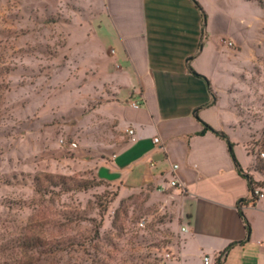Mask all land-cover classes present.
<instances>
[{"label":"rangeland","instance_id":"374dc122","mask_svg":"<svg viewBox=\"0 0 264 264\" xmlns=\"http://www.w3.org/2000/svg\"><path fill=\"white\" fill-rule=\"evenodd\" d=\"M262 1L206 0L212 48L225 52L220 82L238 90L254 167L263 165ZM73 10L59 0H0V264H164L181 249L186 220L169 194L122 191L97 177L96 162L118 140L113 123L93 112L110 93H97L106 75L66 66ZM44 175L56 178L39 193L35 178ZM258 177L264 188V170ZM34 238L44 246L24 247Z\"/></svg>","mask_w":264,"mask_h":264},{"label":"crops","instance_id":"0c3cea01","mask_svg":"<svg viewBox=\"0 0 264 264\" xmlns=\"http://www.w3.org/2000/svg\"><path fill=\"white\" fill-rule=\"evenodd\" d=\"M67 2L77 10L64 27L66 66L106 75L97 93L110 90L93 112L113 123L118 142L96 162L97 177L122 191L151 190L178 202L187 232L164 264H204V257L216 264L232 244L222 264H264V199L251 202L227 142L212 131L202 134L205 124L225 133L244 173L260 181L246 150L249 128L234 105L238 90L220 82L228 72L225 52L212 48L206 0H198L205 28L193 0H59ZM222 18L217 13L219 24ZM228 45L238 49L234 55L241 51ZM136 101L138 109L131 106ZM238 137L245 158L237 152ZM174 179L182 186L172 187Z\"/></svg>","mask_w":264,"mask_h":264},{"label":"trees","instance_id":"16d2710c","mask_svg":"<svg viewBox=\"0 0 264 264\" xmlns=\"http://www.w3.org/2000/svg\"><path fill=\"white\" fill-rule=\"evenodd\" d=\"M197 6V8L201 11V14H202V18H203V25H204V28L206 27L207 25V15L206 13L204 12L203 8L201 7V5L199 4L198 0H193ZM246 1H250V2H258L259 4H263V1L262 0H246ZM197 76L199 77H202L201 75H198L196 74ZM207 131H212L214 132L216 135H218L219 137H221L222 139H224L227 144H228V148H229V152L235 162V165H236V168H237V171L239 172V174L245 178L248 182V186H249V189L252 193V195L254 194V190L256 187H262V183L261 182H258L254 179V177L250 174H246L244 173L236 155H235V151H234V144L230 141L229 137L223 133V132H217L215 131L211 126L205 124V127H204V130L202 132V134H205ZM264 134V132H263ZM262 151H264V141H263V145H262ZM263 161V165L262 166H258L256 165L254 168V171L258 172L259 174H261L264 170V160ZM56 178V177H53V176H50V175H44L43 177L42 176H38L35 178V184H36V187H37V190H39V193L43 192V184H44V181H48V182H53V179ZM257 201H259L258 198L256 197H252L251 199V202L253 203H256ZM242 202H245V200H243ZM240 215L242 217V219L244 220L245 222V226H246V229L248 231V233L250 234L251 232V227H250V224L249 222L247 221L244 213L241 211L240 212ZM24 247H27V248H30V247H37L39 248L40 246L43 247V243H42V240L40 238H37V239H29L28 241H26L24 243ZM234 244L230 245L225 251H223L216 259V264H222V258L228 253V251L232 248Z\"/></svg>","mask_w":264,"mask_h":264},{"label":"built area","instance_id":"2783aa9c","mask_svg":"<svg viewBox=\"0 0 264 264\" xmlns=\"http://www.w3.org/2000/svg\"><path fill=\"white\" fill-rule=\"evenodd\" d=\"M131 106L133 108H135V109H138V108L141 107V102H139V101L132 102ZM133 132L134 131H132V130L128 131L129 134H133ZM155 142L158 143L159 139H155ZM61 143H64V141L62 140ZM77 147H78V145L75 142L70 143V148L71 149H76ZM258 156L262 160H264V151L258 152ZM175 168H177V166H175ZM171 186L172 187H180V186H182V183L178 179H174L171 182ZM253 196L258 198V199H264V188L256 187L255 190H254ZM182 232H187V228L186 227H182ZM204 264H211V258L210 257H204Z\"/></svg>","mask_w":264,"mask_h":264}]
</instances>
